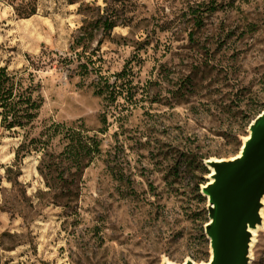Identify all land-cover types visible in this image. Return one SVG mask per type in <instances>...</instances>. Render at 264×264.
<instances>
[{
	"label": "rangeland",
	"instance_id": "1",
	"mask_svg": "<svg viewBox=\"0 0 264 264\" xmlns=\"http://www.w3.org/2000/svg\"><path fill=\"white\" fill-rule=\"evenodd\" d=\"M23 1L0 0V66L41 84L34 135L82 126L100 145L67 199L34 152L6 180L20 138L0 128V264L206 263V162L264 111V0H34L21 19ZM249 255L264 264V230Z\"/></svg>",
	"mask_w": 264,
	"mask_h": 264
},
{
	"label": "trees",
	"instance_id": "2",
	"mask_svg": "<svg viewBox=\"0 0 264 264\" xmlns=\"http://www.w3.org/2000/svg\"><path fill=\"white\" fill-rule=\"evenodd\" d=\"M18 18L26 19L36 12L34 0L23 1L22 5L12 6ZM198 19L195 26H199ZM114 26L109 24L108 28ZM116 79L121 77L116 74ZM44 105L41 84L35 81L32 73L26 71L10 72L6 66H0V128L20 138L14 152V165L5 169V178L12 185L17 183L20 165L31 153L40 155L38 173L46 185H60L62 196L72 199L77 193L83 171L99 154V141L90 136L82 126L51 122L34 135L40 111ZM59 136L63 148L58 154L50 151L51 140ZM19 171V170H18ZM203 243H207L204 235ZM201 260V257L196 258Z\"/></svg>",
	"mask_w": 264,
	"mask_h": 264
},
{
	"label": "water",
	"instance_id": "3",
	"mask_svg": "<svg viewBox=\"0 0 264 264\" xmlns=\"http://www.w3.org/2000/svg\"><path fill=\"white\" fill-rule=\"evenodd\" d=\"M251 134L230 160H208L212 182L203 188L209 198L211 258L207 264H249V228L261 222L264 196V111L250 126ZM175 264V263H171ZM184 264H196L188 260Z\"/></svg>",
	"mask_w": 264,
	"mask_h": 264
},
{
	"label": "bare ground",
	"instance_id": "4",
	"mask_svg": "<svg viewBox=\"0 0 264 264\" xmlns=\"http://www.w3.org/2000/svg\"><path fill=\"white\" fill-rule=\"evenodd\" d=\"M245 140H247V137L245 138ZM239 154L240 152L237 154V156H239ZM213 174H214L213 169L210 168V174L208 175V177L211 178ZM211 182H212V178L210 179V183ZM260 204H261V207L259 209V216H260L261 222L255 225L253 228H249V233H250L249 251L253 247L254 243L256 242V238L258 237L259 232L264 230V196L261 198ZM249 259H251L250 255H249ZM166 264H171V262L166 261ZM201 264H207V263H201Z\"/></svg>",
	"mask_w": 264,
	"mask_h": 264
}]
</instances>
